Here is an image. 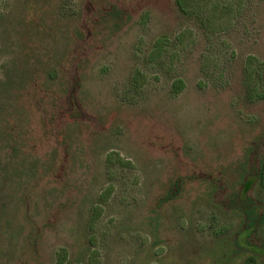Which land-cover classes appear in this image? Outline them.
<instances>
[{
	"label": "rangeland",
	"instance_id": "obj_1",
	"mask_svg": "<svg viewBox=\"0 0 264 264\" xmlns=\"http://www.w3.org/2000/svg\"><path fill=\"white\" fill-rule=\"evenodd\" d=\"M263 157L264 0H0V264H264Z\"/></svg>",
	"mask_w": 264,
	"mask_h": 264
},
{
	"label": "trees",
	"instance_id": "obj_2",
	"mask_svg": "<svg viewBox=\"0 0 264 264\" xmlns=\"http://www.w3.org/2000/svg\"><path fill=\"white\" fill-rule=\"evenodd\" d=\"M175 3L177 5V7L180 10H185V5H186V0H175ZM180 86H176L177 84H174V88L175 89H179L183 86L182 82L180 81ZM177 87V88H176ZM258 177H259V183L260 186L264 188V157L261 159L260 161V166H259V171H258ZM241 208H243L246 217L249 218V223L254 222L255 218H256V212H253V204L251 203L250 205H245L243 207V205H239ZM242 264H257L256 259L254 258V256H249L247 257Z\"/></svg>",
	"mask_w": 264,
	"mask_h": 264
}]
</instances>
